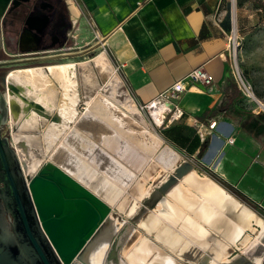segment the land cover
Masks as SVG:
<instances>
[{"label": "water", "instance_id": "water-1", "mask_svg": "<svg viewBox=\"0 0 264 264\" xmlns=\"http://www.w3.org/2000/svg\"><path fill=\"white\" fill-rule=\"evenodd\" d=\"M27 1L0 0V15ZM4 102L0 264H117L135 240L146 238L141 231L154 237L158 253L171 252L169 264H264V216L210 177L201 178L193 162L161 137L104 49L85 61L8 70ZM90 120L139 150L141 162L126 180H113L77 147L95 146ZM122 123L133 126L142 144ZM61 150L114 195L105 197L65 165ZM181 183L217 212L203 240L165 219L164 213L176 212L171 192ZM211 183L216 200L207 193ZM179 236L185 243L180 248Z\"/></svg>", "mask_w": 264, "mask_h": 264}, {"label": "crops", "instance_id": "crops-1", "mask_svg": "<svg viewBox=\"0 0 264 264\" xmlns=\"http://www.w3.org/2000/svg\"><path fill=\"white\" fill-rule=\"evenodd\" d=\"M70 4L73 43L81 40L105 49L138 104L150 101L196 67L208 71L213 90L201 85L189 87L179 101L183 117L156 130L182 157L193 162L201 178L210 177L258 213L255 205L264 211V112L258 114L260 111L245 107L242 96L228 104L227 110L220 107L227 101L231 73L227 38L233 27L231 0H76ZM194 120L203 124L205 137H199ZM211 120H216V125L208 129ZM121 125L142 144L132 125ZM87 130L95 146L86 149L102 154L109 171L95 162L98 167L113 180H126L141 162L139 150L98 125ZM109 139L121 141L135 155L134 162L109 146ZM145 144L149 142L145 140ZM206 189L216 200L218 188L211 183ZM172 194L170 201L176 212L164 213L165 219L191 238L203 240L208 224H214L218 216L214 207L199 200L184 183ZM141 232L146 238L135 240L117 264H169V259H175L168 250L166 256L158 253L154 237ZM170 241L177 242L173 237ZM184 244L179 236V248Z\"/></svg>", "mask_w": 264, "mask_h": 264}, {"label": "rangeland", "instance_id": "rangeland-1", "mask_svg": "<svg viewBox=\"0 0 264 264\" xmlns=\"http://www.w3.org/2000/svg\"><path fill=\"white\" fill-rule=\"evenodd\" d=\"M231 4L233 27L229 31L227 37L229 42L228 61L230 72L236 79L238 87H241L243 93L242 101H245V107L255 112H264V110L249 96L246 87L239 80L240 75L245 85L249 87L256 98L264 103V0H231ZM69 5H71L70 2L66 0H37L34 15L43 16L39 17L44 20L43 27L46 23L48 24L39 33L30 25L26 29L33 31L36 35L41 37L40 46L36 47L35 45L34 48L36 49L32 50L40 57L34 60L19 62L10 61L7 67L8 70L37 65L85 61L103 50L99 49L98 45L88 46L81 40H78V43H73L72 34H74L75 31L73 22L70 18ZM71 7L73 6L71 5ZM11 31L15 33V27H13ZM55 34L59 36L60 41L55 44H50L51 38ZM28 50H30L28 52H31V49ZM7 51L10 54L19 52L26 53V51L18 48H11ZM20 56H22V54ZM9 59H15V56H11ZM90 124L97 126L92 120H90ZM109 140L111 141L108 143L109 146L130 162H134L136 158L135 155L125 149L121 141L114 139L112 142L111 139ZM77 147L84 151L81 146ZM84 152L94 162L109 171V163L102 154L96 151ZM58 158L65 165L80 173L94 185L99 184L100 187H102V185L106 187L105 181L95 173L94 175L90 174L89 172L92 173V171L67 150L58 152ZM108 189H110V187ZM256 207L259 213L264 215V211H262L258 205H255V208Z\"/></svg>", "mask_w": 264, "mask_h": 264}, {"label": "flooded vegetation", "instance_id": "flooded-vegetation-1", "mask_svg": "<svg viewBox=\"0 0 264 264\" xmlns=\"http://www.w3.org/2000/svg\"><path fill=\"white\" fill-rule=\"evenodd\" d=\"M36 4L37 0H28L27 2H20L18 5H10L2 15H0V132L2 136L6 135L8 132L7 115L4 109V78L8 72V63L10 61L19 62L24 60H34L40 57L37 56L35 52H28L27 50L34 48L35 45L36 47H39L41 37L39 36L36 43L31 36H27L26 40H23V36L26 33H34L33 31L26 29L29 25L34 28V30H40L43 27L36 28L34 26V20L37 17H43L34 15ZM47 24L48 23H46L44 28ZM13 27H15V33L11 31ZM44 28H42V30ZM58 41H60V38L55 34L52 36L50 44H55ZM11 48H18L26 51V53L19 52L10 54L7 50H10ZM21 54L26 57L20 56ZM11 56H15V59H9Z\"/></svg>", "mask_w": 264, "mask_h": 264}, {"label": "built area", "instance_id": "built-area-1", "mask_svg": "<svg viewBox=\"0 0 264 264\" xmlns=\"http://www.w3.org/2000/svg\"><path fill=\"white\" fill-rule=\"evenodd\" d=\"M66 1L76 3V0ZM141 2L142 1H139L138 5H140ZM74 43H76L75 40ZM115 68L117 69V66H115ZM239 80L247 89L248 86L245 85L240 75ZM194 85L204 86L206 87L207 91L213 90L212 76L202 66L192 69L184 77L175 81L172 85L159 92L150 101L139 104V107L153 127H167L174 121L179 120L183 117L184 110L179 104L181 94L189 87ZM192 125L197 127L196 129L199 137H205L203 124H198V122L194 120L192 122ZM215 125L216 120H211L208 122L207 128L213 129L215 128ZM229 141L232 142V139H229Z\"/></svg>", "mask_w": 264, "mask_h": 264}, {"label": "bare ground", "instance_id": "bare-ground-1", "mask_svg": "<svg viewBox=\"0 0 264 264\" xmlns=\"http://www.w3.org/2000/svg\"><path fill=\"white\" fill-rule=\"evenodd\" d=\"M70 2V1H69ZM35 22H34V26L36 27V28H41L43 25H44V20L43 19H41V18H36L35 20H34ZM27 36H31L33 39H34V41H35V43H36V40H37V37H36V35L34 34V33H32V32H29V33H26L24 36H23V40H26V37ZM33 49V48H32ZM26 50V49H25ZM60 65H62V64H60ZM247 92H248V94H249V96L264 110V103L261 101V100H259L258 98H256V96L253 94V92L247 87ZM115 135L117 136V137H119V138H121V136H119V135H117L116 133H115ZM122 140H124L123 138H121ZM125 141V140H124ZM84 151H90V150H87V149H85L84 148ZM95 187L97 188V189H99V191L105 196V197H112L113 195H114V192L112 191V189L110 188V189H108L109 188V186H103L102 185V187H100L99 186V184H96L95 185ZM108 187V188H107ZM178 188V187H177ZM177 188H175V189H177ZM174 189V190H175ZM173 190V191H174ZM172 191V192H173ZM172 192H171V197H173V194H172ZM156 220V219H155Z\"/></svg>", "mask_w": 264, "mask_h": 264}, {"label": "trees", "instance_id": "trees-1", "mask_svg": "<svg viewBox=\"0 0 264 264\" xmlns=\"http://www.w3.org/2000/svg\"><path fill=\"white\" fill-rule=\"evenodd\" d=\"M228 80H229V88L226 91V95H227V101H229L227 103V101H225L223 104L220 105V107H222L225 110H227L229 108V105L233 104L234 99L239 98L243 95L241 88L238 87L236 79L231 75V73H229L228 75ZM229 104V105H228ZM250 113H252L251 111H249ZM263 112L260 111L258 114H262Z\"/></svg>", "mask_w": 264, "mask_h": 264}]
</instances>
